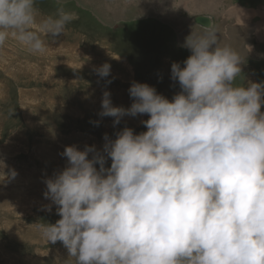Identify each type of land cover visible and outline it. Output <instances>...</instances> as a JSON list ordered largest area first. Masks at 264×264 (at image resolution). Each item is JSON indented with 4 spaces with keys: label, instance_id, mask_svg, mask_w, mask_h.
Here are the masks:
<instances>
[{
    "label": "clouds",
    "instance_id": "1",
    "mask_svg": "<svg viewBox=\"0 0 264 264\" xmlns=\"http://www.w3.org/2000/svg\"><path fill=\"white\" fill-rule=\"evenodd\" d=\"M76 19L63 7L45 15L38 0H0V49L14 39L43 54L45 38L66 36ZM182 47L192 54L171 65L181 88L171 101L140 82L130 108L103 95L102 117L115 126L148 114L146 132L105 134L102 152L67 146L68 166L45 181L61 219L37 226L72 264H264V82L235 83L245 56L211 26Z\"/></svg>",
    "mask_w": 264,
    "mask_h": 264
},
{
    "label": "rangeland",
    "instance_id": "2",
    "mask_svg": "<svg viewBox=\"0 0 264 264\" xmlns=\"http://www.w3.org/2000/svg\"><path fill=\"white\" fill-rule=\"evenodd\" d=\"M107 1L38 0L45 15L55 14L60 7L77 14L67 35L55 40L46 37L43 54H30L14 39L0 49V264H72L62 242L48 243L37 226L61 219L58 206L44 196L45 181L68 166L62 155L67 146L81 151L95 146L102 152L105 134L115 140L126 127L135 134L147 131L142 121L150 118L148 114L125 115L115 126L114 117H102L105 91L98 83L110 89L113 106L125 109L134 102L129 94L133 82L155 87L170 101L181 92L176 87L179 82L171 78V65L178 62L184 67V63L172 46L173 52L165 53L161 46L172 41L170 22H144L137 11L127 22H118L102 13H110L106 7L112 3ZM227 1L249 3L253 13L264 15V0ZM179 15L184 17L186 12L181 10ZM104 64L116 77L97 74ZM111 162L109 158L105 167Z\"/></svg>",
    "mask_w": 264,
    "mask_h": 264
},
{
    "label": "crops",
    "instance_id": "3",
    "mask_svg": "<svg viewBox=\"0 0 264 264\" xmlns=\"http://www.w3.org/2000/svg\"><path fill=\"white\" fill-rule=\"evenodd\" d=\"M109 1L106 2L107 5L109 3L112 4L107 6L106 9L110 13L104 11L102 13L105 16L114 17L115 20H120L118 22H127L134 11L142 15L140 19L144 22L148 20L153 23H157L158 21L170 22L172 41L167 45L163 44L161 46L164 48V53L167 49L170 50L172 46L176 52V56L180 54L177 59L181 63L192 54L189 49L182 47L186 38L192 31L202 33L208 28L199 25L195 18L198 15L210 17L211 27L218 33L221 44L231 46L245 56V62L241 65L242 73L237 77L235 83L239 86H248L250 82H264V70L259 69V67L264 69V15L253 13L254 11L250 9L251 4H239L234 1L228 2L227 0H222L221 5V0H139L133 4H131V0ZM210 2L211 4H209ZM119 4L124 5L121 10L117 8ZM181 10L186 12L184 17L179 15ZM241 14L245 19L240 17ZM68 43L72 45L74 41ZM73 51L78 56L81 55L77 49ZM88 54L87 56L89 57L90 53ZM139 65L140 70H143L144 67L141 62ZM110 76L116 77L113 69H111ZM117 79L123 80L119 75H117ZM98 86L105 92L110 93V89L106 90L99 83ZM176 87L181 91L178 84H176ZM64 169V167H60L58 172H62ZM54 173L57 174V171Z\"/></svg>",
    "mask_w": 264,
    "mask_h": 264
},
{
    "label": "water",
    "instance_id": "4",
    "mask_svg": "<svg viewBox=\"0 0 264 264\" xmlns=\"http://www.w3.org/2000/svg\"><path fill=\"white\" fill-rule=\"evenodd\" d=\"M195 20L199 25H202L204 27L211 26V18L206 15H198Z\"/></svg>",
    "mask_w": 264,
    "mask_h": 264
},
{
    "label": "bare ground",
    "instance_id": "5",
    "mask_svg": "<svg viewBox=\"0 0 264 264\" xmlns=\"http://www.w3.org/2000/svg\"><path fill=\"white\" fill-rule=\"evenodd\" d=\"M208 1V0H207ZM213 3V2H212ZM209 4H211V2L209 3ZM130 7V6H129ZM207 7H208V5H207ZM233 8V7H232ZM235 9V8H234ZM240 17H242L243 19H245V17H243V15L241 14V16ZM247 21V20H246Z\"/></svg>",
    "mask_w": 264,
    "mask_h": 264
}]
</instances>
